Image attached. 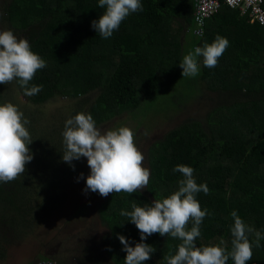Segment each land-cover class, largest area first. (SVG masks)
Returning <instances> with one entry per match:
<instances>
[{
    "label": "trees",
    "instance_id": "obj_1",
    "mask_svg": "<svg viewBox=\"0 0 264 264\" xmlns=\"http://www.w3.org/2000/svg\"><path fill=\"white\" fill-rule=\"evenodd\" d=\"M2 3L0 24L6 22L5 29L27 38L47 66L29 84L43 86L36 95L26 96L16 80L0 84V103L10 101L19 107L30 121L27 127L33 139L29 145L33 159L25 173L0 183V260L14 243L10 238H26L38 215L57 209L65 190L85 173L83 157L72 161L74 168L62 160V132L68 118L90 112L102 127L126 114L144 126L186 105L177 107L175 102L197 99L210 106L207 122L189 118L154 143L148 186L131 194H109L100 203V221L108 232L100 240L96 233L89 237L84 231L70 236L76 250L68 263L59 261L56 252L47 253L43 261L124 264L126 252L118 237L123 235L135 246L140 232L121 210L131 211L133 203L144 206L178 190L183 178L173 171L178 164L191 166L196 182L209 188L207 195L197 194L202 209L210 213L201 224L197 246L224 239L230 250L233 210L264 234V25L222 2L220 12L207 20L205 34L198 36L194 33L200 28L198 0H141L143 10L130 14L104 39L91 26L105 10L98 0ZM218 34L228 39L229 46L217 66L206 68L199 57V75L182 77L183 56ZM188 36L196 42L189 44ZM14 89L22 93L15 100L8 94ZM58 99L70 105L51 113L46 106ZM170 104L175 108L169 110ZM144 242L156 249L144 264H167L165 257L174 255L180 243L159 233ZM260 244L253 247L247 264H264V239ZM228 264L234 262L229 259Z\"/></svg>",
    "mask_w": 264,
    "mask_h": 264
},
{
    "label": "clouds",
    "instance_id": "obj_2",
    "mask_svg": "<svg viewBox=\"0 0 264 264\" xmlns=\"http://www.w3.org/2000/svg\"><path fill=\"white\" fill-rule=\"evenodd\" d=\"M98 6L105 10L91 26L104 39L110 38L130 14L143 10L141 0H98ZM228 46V39L218 34L211 43L205 42L190 50L179 63L182 77L199 75V57L203 58L204 67H216ZM46 66V61L32 51L27 38H18L11 29L0 30V84L16 80L26 96L36 95L43 86L33 84L29 87V84L36 72ZM29 124L17 105L10 101L0 103V183L18 179L33 159L29 148L33 141ZM134 135L128 126L102 131L90 112H78L65 121L62 160L72 165L73 160L87 158L90 174L86 177L85 193L98 192L107 197L113 193L139 192L148 186L150 170L143 166L144 155L134 143ZM173 171L183 176L178 190L144 206L133 203L131 211L121 210L120 214L128 217L140 232V242L135 246L123 235L118 237L126 252L124 264H144L151 258L156 249L144 241L154 233L180 241L175 254L165 257L167 264H228L229 259L234 264H247L251 261L253 247L261 246L264 234L248 225L236 210L230 214L234 221L230 229V250L224 239L216 244L197 246L201 224L210 214L202 209L197 194L207 195L209 188L206 183L196 182L191 166L178 164ZM80 176L83 177V173Z\"/></svg>",
    "mask_w": 264,
    "mask_h": 264
},
{
    "label": "rangeland",
    "instance_id": "obj_3",
    "mask_svg": "<svg viewBox=\"0 0 264 264\" xmlns=\"http://www.w3.org/2000/svg\"><path fill=\"white\" fill-rule=\"evenodd\" d=\"M2 1L3 0H0V16L4 13ZM254 15L261 19L260 14L254 13ZM250 16H252L251 21L253 23L258 21L253 17L252 12L250 13ZM178 26L179 25H177L176 28H178ZM5 27L6 22H4L3 25L0 24V28L5 29ZM198 32L199 30H197V33ZM178 33H182V28ZM187 42L189 44H194L196 40L194 37L188 36ZM21 94L22 93L19 90L14 89L13 91H10L9 96L15 100L20 97ZM212 95L213 93L207 96ZM67 100L68 99L65 101ZM199 100L200 99L193 100L189 103H187V101L186 103H184V101L175 102L177 107L178 105H186L179 110L177 109L176 111L169 112L170 114L167 116L163 115L162 118H151L152 122L147 125L145 124L144 126L139 122L130 121V116L125 114L114 119L106 126L104 125L99 128L102 131L116 129L120 126H128L131 128L135 134L134 143L144 155L143 166L150 170L148 160L150 155L149 151L156 141L164 140L170 131L181 126L189 118L199 119L204 123L207 122L210 106L203 105L200 102L201 100ZM158 104H160L161 108H164L161 101ZM66 105H70V103H61L58 99L52 104H48L46 109H50L52 113L53 109H55L56 112L62 107L66 108ZM166 106H168L169 110L175 108L171 104ZM47 118L48 116L46 119ZM43 136L45 137V134H43ZM83 160V170L85 173L83 177L80 176V178L73 180L72 185L65 190L62 204L49 213H41L38 215L37 221L39 222L36 221L34 226L27 233L26 238H23L22 240L10 238L11 240H14V243L9 244L5 250V258L0 260V264H38L48 256L47 253L51 252L59 254V261L68 263L72 256H74L76 250L73 248L70 236L76 237L81 231H84L86 236L89 237H93L94 233H96L100 240L102 236L108 232V228L100 221L98 211L99 205L105 197L100 196L98 192L93 193L88 191L85 193L84 191L86 177L90 174V169L87 165V158L83 157Z\"/></svg>",
    "mask_w": 264,
    "mask_h": 264
},
{
    "label": "built area",
    "instance_id": "obj_4",
    "mask_svg": "<svg viewBox=\"0 0 264 264\" xmlns=\"http://www.w3.org/2000/svg\"><path fill=\"white\" fill-rule=\"evenodd\" d=\"M222 2L231 7L232 9H240L243 14L253 13L258 22L264 25V2L263 0H198L197 4V23L200 26L199 34L202 36L205 34V26L207 20L210 19L213 15L217 14L221 10ZM249 10V11H248ZM248 11V12H245ZM260 14L261 19L254 15ZM201 32V33H200ZM40 264H58L52 261L41 262Z\"/></svg>",
    "mask_w": 264,
    "mask_h": 264
}]
</instances>
